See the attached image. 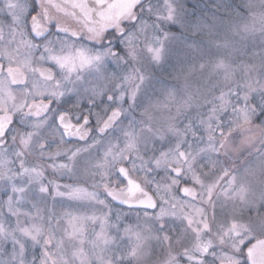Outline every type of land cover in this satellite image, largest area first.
Here are the masks:
<instances>
[{"label": "snow or ice", "instance_id": "obj_1", "mask_svg": "<svg viewBox=\"0 0 264 264\" xmlns=\"http://www.w3.org/2000/svg\"><path fill=\"white\" fill-rule=\"evenodd\" d=\"M0 264H264V0H0Z\"/></svg>", "mask_w": 264, "mask_h": 264}]
</instances>
